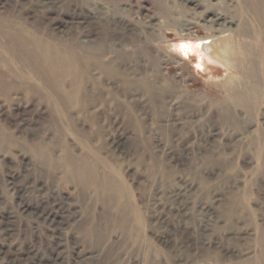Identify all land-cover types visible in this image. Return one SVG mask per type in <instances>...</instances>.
<instances>
[{
    "label": "rangeland",
    "instance_id": "obj_1",
    "mask_svg": "<svg viewBox=\"0 0 264 264\" xmlns=\"http://www.w3.org/2000/svg\"><path fill=\"white\" fill-rule=\"evenodd\" d=\"M211 7L230 30L203 24ZM262 24L264 0H0V45L10 27L61 46L92 105L55 106L0 49V264H264ZM230 34L233 69L202 50Z\"/></svg>",
    "mask_w": 264,
    "mask_h": 264
},
{
    "label": "bare ground",
    "instance_id": "obj_2",
    "mask_svg": "<svg viewBox=\"0 0 264 264\" xmlns=\"http://www.w3.org/2000/svg\"><path fill=\"white\" fill-rule=\"evenodd\" d=\"M198 1V0H196ZM251 1V0H250ZM248 2V0H247ZM203 4V3H202ZM210 4V3H209ZM99 6V5H98ZM194 8H200L198 7L199 4H193ZM205 6V5H204ZM203 7H201L202 9ZM210 9V8H209ZM106 10V9H105ZM203 10V9H202ZM207 10V9H206ZM216 10V9H215ZM215 10H212V7L209 11L205 12V17L203 18L202 22L203 24L208 25L207 27L209 28H216L214 30L220 31V27H225L228 30H230L231 28V22L227 21V19L224 17L225 15L216 13ZM201 11V10H200ZM224 13V12H223ZM99 17H97L99 22H102L103 24H111L114 23L113 19H108L104 17V15L99 14ZM97 22V21H96ZM17 23V22H16ZM19 24V23H18ZM96 24V23H95ZM98 24V23H97ZM3 25V24H2ZM9 25L12 26V24L9 23ZM21 25V24H19ZM17 26V25H16ZM109 26V25H108ZM262 26H264L262 24ZM5 27V26H4ZM21 27V26H20ZM19 27V28H20ZM181 27V26H180ZM184 27V26H182ZM1 28V26H0ZM10 28V27H9ZM8 28V30L2 34L1 37H3L5 40V44L2 46L0 45V49L6 53L8 56H10L11 58H13L14 60L19 59L22 62L23 67L25 68V70H28L33 77L41 83V85L43 86V88H45V90H47L49 96L52 99V103L55 106L61 107L62 110L66 111L69 109H78L77 111H82L87 109V112L89 114L90 110L92 108L91 103L88 104H82L79 103V98L81 96V93L83 91L84 88V78L82 77V75H80L74 66H72L71 64L77 60L72 59L73 56L68 55L66 53H64V51L62 50L61 46H53L52 43H48L45 42L42 39H38L35 37H27V39L25 38V36L23 37V32H15L14 29L12 31H10V29ZM22 28V27H21ZM20 28V29H21ZM185 28V27H184ZM196 28V27H195ZM18 29V28H17ZM23 29V28H22ZM1 31V29H0ZM97 31V30H96ZM111 31V30H110ZM125 31V30H124ZM4 32V31H3ZM26 32V31H25ZM215 33V31H213ZM26 34V33H25ZM24 34V35H25ZM112 35H114L113 33H111ZM98 35V34H97ZM27 36V35H26ZM33 36V35H32ZM106 36V35H105ZM122 37V36H121ZM127 37V36H126ZM231 37H233V35H228V36H223V37H217L216 39H213L212 41L207 42L206 44H204L202 46V50L203 52L207 53V55L209 56L210 60L216 61V62H221L224 65L230 66V68H236L238 67V65H233L236 62H239V60L234 56L231 57L234 53L233 50L231 49L230 45H231ZM99 39V38H98ZM107 41V40H106ZM121 39L118 38H114V42H121ZM245 44L246 41H243ZM243 44L245 47L246 45L244 43ZM80 43V42H79ZM83 43V42H82ZM99 43V42H98ZM78 45V44H77ZM76 45V47H77ZM115 45V44H114ZM121 45V44H120ZM142 45V44H141ZM248 45V44H247ZM103 46V45H102ZM111 46V45H110ZM75 47V46H74ZM112 47V46H111ZM70 48V47H69ZM79 48L81 50H83L84 52L88 53V54H93L96 53V56L100 55L98 53L100 52H95L96 49L92 50L90 48V45L88 46L87 44L83 43V44H79ZM78 48V49H79ZM89 48L91 50H89ZM101 48V47H100ZM97 49V50H101L104 49V47H102L101 49ZM61 49V50H60ZM109 50V49H108ZM141 50V49H139ZM103 51V50H102ZM190 51H192L191 46L186 44V43H182L181 47H180V52L181 53H189ZM104 52V51H103ZM117 52V50H116ZM87 54V55H88ZM98 54V55H97ZM187 56H189L187 54ZM103 57V55L101 56ZM94 57H90V59H88L87 57H85L82 61H79L80 64L86 69L92 62L91 59ZM1 59V56H0ZM2 60V59H1ZM18 60V61H19ZM100 57L99 58H95L94 63L96 66V69L98 70V72L100 74H103L104 76H108V75H112L114 73L117 72V69L113 68L110 71H105V67L102 65V62L100 61ZM111 61H109L110 63ZM108 64V63H107ZM121 64V63H120ZM7 66V65H6ZM29 66V67H27ZM30 68V69H29ZM12 71V70H11ZM16 73V72H15ZM18 73V72H17ZM14 74V73H13ZM121 74V73H120ZM15 76V75H14ZM21 78V77H20ZM25 79V76H22V79ZM14 79V78H13ZM69 80L70 83V87H67V84L64 83L66 80ZM66 84V86H65ZM12 85V84H11ZM18 84H13L11 88H13V90H18ZM131 85V84H130ZM7 87V86H6ZM19 88L26 92L28 91L29 94L32 93V87L29 84H22L19 85ZM6 89V88H5ZM9 89V88H8ZM19 89V90H20ZM7 91V89H6ZM10 90H8L7 92H9ZM6 92V93H7ZM10 93V92H9ZM14 93V92H13ZM34 93V92H33ZM4 94V93H3ZM7 95V94H6ZM33 95V94H32ZM73 128V127H71ZM61 129V128H60ZM62 130V129H61ZM78 134V133H77ZM84 135V133H82V136ZM45 157L42 158H46V156L48 155V153L46 154H41ZM48 158V157H47ZM45 160V159H43ZM79 160H82L83 163H85L87 168H84V170L82 169H78V168H74L71 165V161H72V157L70 156V154L66 156L64 155L61 160L60 163L63 164V166L69 171H67L68 173H71L72 176L74 178H80L81 176H99V172L98 170L94 169L93 166L98 164L97 160H90V159H86V156H81L79 157ZM56 161V160H55ZM53 163V162H52ZM56 164H58V162H55ZM60 163L58 165H60ZM62 166V165H61ZM57 167V166H56ZM55 167V168H56ZM63 167V168H64ZM58 170V169H57ZM89 174V175H88ZM91 178V177H90ZM93 187L95 190L100 191L102 188H109L110 185L108 184V182L104 181V179L102 180L101 178H96L93 181ZM53 204V203H52ZM62 208V207H61ZM60 209V208H59ZM67 209V208H66ZM65 210V208L63 209ZM62 210V211H63ZM69 209H67L68 211ZM66 211V210H65ZM72 211V210H71ZM64 213V212H63ZM69 213V212H68ZM61 214V213H60ZM41 215V214H40ZM56 214H54L52 216V219H49V216H45L44 218L42 216H40L39 218H41L43 221H48L49 223H53L55 221H58V217H55ZM69 216V214H68ZM72 216V215H70ZM73 218V216H72ZM70 219V218H69ZM67 221V220H64ZM61 223V222H60ZM73 223V222H72ZM57 225V224H56ZM44 226V225H43ZM71 226V225H70ZM45 227V226H44ZM48 227V226H47ZM58 227V226H57ZM49 229V228H48ZM54 229V228H53ZM58 229V228H57ZM45 231V230H44ZM48 231V230H47ZM52 231V230H51ZM54 231V230H53ZM56 231V230H55ZM54 231V232H55ZM61 231V230H60ZM8 233V232H7ZM47 233V232H46ZM60 233V232H59ZM62 233V232H61ZM12 234V233H11ZM49 234V233H48ZM62 235V234H60ZM51 235H49L50 237ZM10 237V236H9ZM57 240V239H56ZM61 241V240H60ZM52 242V241H51ZM59 243V242H58ZM63 246V245H62ZM55 247V246H54ZM53 250V249H52ZM0 251H4L1 247H0ZM22 256V255H20ZM1 259V258H0ZM21 258L17 257L16 259H14L12 262H19ZM4 260V259H3ZM2 260V261H3ZM11 262V263H12ZM37 263V262H36Z\"/></svg>",
    "mask_w": 264,
    "mask_h": 264
}]
</instances>
